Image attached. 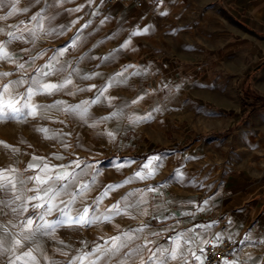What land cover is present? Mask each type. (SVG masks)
<instances>
[{"label": "crops", "instance_id": "0c3cea01", "mask_svg": "<svg viewBox=\"0 0 264 264\" xmlns=\"http://www.w3.org/2000/svg\"><path fill=\"white\" fill-rule=\"evenodd\" d=\"M238 1L243 3V0ZM212 2L219 4L216 7L221 14L219 22L227 35V9L222 0H143L140 8L120 3L106 5L105 0H92L91 3L88 0H64L63 3H57V0H6L0 7V17H7L0 19V28L24 37L22 41H13L8 46L16 62L0 61V73H14L4 82L21 76L30 78L56 50L69 45L76 37H79L76 46L69 47L59 57L60 63H68L71 68L78 67L80 76L99 73L90 80L72 75L73 85L79 88L96 85L91 91L66 95L69 90H74L73 85H69L63 92L52 96L36 95L33 103L50 105L62 100L72 105L79 104L83 100L94 99L97 90L117 73L122 72L123 75L117 79L125 81L115 84L105 93L116 98L111 106L103 100L91 106L87 124L59 109L41 112L25 122L0 123V132L5 129L11 131L7 141L13 147L29 148L14 154V161L25 166L20 174H34L27 169L33 156L48 158L53 165L68 164L77 158L84 162L82 167L98 162L97 184L87 194V203L91 204L105 186L121 183L140 171L149 157L166 155L163 166L156 170L154 177L135 180L111 192L100 205V213H104L127 193L143 190L147 203L129 209L135 219L127 215L115 216L111 223L101 222L83 229L61 227L55 233L56 239L38 236L43 254L48 257L45 260L40 253H35L40 264H49V260L56 264H68L80 251H91L110 237L142 225L148 227L144 233L138 234L142 238L134 241L131 247L143 244V237L147 236L154 242L149 245L150 248H168L178 233H186L180 243L188 264H204V248L226 240L235 244L233 256L227 264H264V171L250 170L246 165L215 173L206 166L210 148L220 146L219 153H225L232 143H221L219 139L211 138L203 140L201 134L229 128H238L240 133L238 119L234 123L229 122L228 115L234 113L237 116L245 112L240 95L236 100L221 94V100L213 107L215 92L223 89L221 80H215L212 75L204 76L201 71V67H208L211 63L205 64L207 50L197 45L196 11H202L205 4ZM13 3L17 11L8 16ZM78 6L80 11H68ZM37 13L43 17L42 27L32 20ZM73 21L76 23L73 24ZM236 22L239 39L234 45L226 44L224 50L233 49L241 55V59L244 54L250 53L264 56V48L254 41L262 39L260 28L264 27V4L258 8L255 6V10L245 14L244 20L238 18ZM85 24L88 27H83ZM29 30L36 32L35 40ZM61 32L63 34H57ZM7 39V35L0 34V42ZM125 43H128L127 48L122 47ZM40 53L43 55L33 62L31 58ZM110 55L114 58L100 59ZM80 57L85 59L81 61ZM19 63L25 64L24 70H18ZM48 79L59 83L61 78L51 76ZM25 88L27 85L18 91L23 92ZM138 96L144 98L137 104L129 103L123 115L91 126L93 118L99 120L108 116L125 101L131 102ZM149 113L152 116L150 120L134 122L135 117ZM41 116L47 118L42 119ZM39 128L48 129L47 135L54 138H45L44 133L37 131ZM107 132L114 133L115 139L111 140ZM247 141L242 140L241 143ZM64 144L69 147L65 148ZM53 153L65 159L57 160L53 158ZM129 160L135 163L119 170L113 166ZM244 160L249 162V157ZM96 171L87 169L88 175L83 179L90 181ZM149 187L158 191L148 192ZM140 194L138 192L137 197L130 198V202H135ZM142 209H147L148 214L142 215ZM8 219L7 216H0V222ZM47 219L54 220L56 215ZM153 231L160 235H150ZM58 240L64 244L57 243ZM62 251L68 255H62ZM143 255L146 258L148 251L145 250ZM197 256L200 260L196 259ZM116 259L112 264H116ZM172 264L182 262L177 260Z\"/></svg>", "mask_w": 264, "mask_h": 264}, {"label": "snow or ice", "instance_id": "6c2138e0", "mask_svg": "<svg viewBox=\"0 0 264 264\" xmlns=\"http://www.w3.org/2000/svg\"><path fill=\"white\" fill-rule=\"evenodd\" d=\"M5 2L6 0H0V7H3ZM15 2H18V0H15ZM63 2L64 0H57V3ZM88 2L91 3L92 0H88ZM80 10L81 7L78 6L68 11L78 12ZM16 11L15 3H13L12 11L8 13V16H12ZM24 11H27V9H24ZM6 18L0 17V19ZM32 20L37 21L42 27L43 17L40 13L34 15ZM72 23L74 24L76 21ZM83 27L86 28L88 25L85 24ZM17 31H20V29L17 28ZM143 31L147 32V29ZM29 32L33 40H35L37 38L36 32L33 30H29ZM0 34L8 37L6 41L0 42V61L15 63L16 61L13 54L9 52L8 46L13 41H22L24 37L22 35L17 36L13 31L5 32L3 28H0ZM57 34L61 35L63 33ZM137 34L139 33H133V35ZM77 39L79 37L74 38L69 45L56 50L48 62L36 69L35 73L28 79L21 76L18 79L4 82L8 76L14 73H0V122H25L29 117L36 118L41 112L59 109L71 116L78 117L87 124L91 115L90 108L92 105L99 104L102 100L106 105H112V101L116 98L106 96L105 93L115 84L125 82L117 79L123 75L122 72L109 78L108 82L97 90L94 99L83 100L79 104L74 105L62 100H57L50 105L33 103V98L36 95L52 96L58 92H63L69 85H73V74L83 80H90L94 76L99 75V73H92L80 76L78 67L71 68L68 63H60L59 57L63 56L69 47H75ZM122 47L127 48L128 43L123 44ZM22 51H27V49H22ZM42 55L43 53H40L37 57H32L31 59L34 62ZM113 58L114 56L110 55L100 59L106 61ZM84 59L85 57H80L81 61ZM70 68L71 71L69 72ZM24 69L25 64L19 63L18 70ZM65 73L67 75H64ZM51 76H59L61 78L60 82H51L48 79ZM24 85H27V88L23 92H19L18 89ZM95 87L96 85H91L85 89L73 85L74 90H69L65 94L76 95L77 92L91 91ZM143 98L138 96L131 102L125 101L117 111L101 117L99 120L93 118L91 126L95 127L97 123L118 118L123 115L124 108L128 107L129 103L137 104ZM156 111H159V109H156ZM41 118L47 117L41 116ZM151 118V113H149L143 117H135L134 122L147 121ZM37 131L44 133L47 139L54 138L47 135L49 130L46 128H39ZM106 135L111 140L115 139V135L112 132H107ZM0 145L9 150L10 154L19 152L18 148L5 142L0 141ZM64 147L68 148L69 145L64 144ZM52 156L57 160L65 159L64 156L58 153H53ZM165 158L166 155L149 157L141 166L140 171L135 172L133 176L126 178L121 183L105 186L103 192L91 204L87 203V194L97 184V176L99 175L98 162L96 164H84V167H82L81 165L84 162L77 158L68 164L53 165L48 162V158L33 156L32 162L27 166V169L34 172L33 175L24 176L13 167L0 169V216L9 217L6 222H0V260L6 257L7 264H40V260L35 253H40L45 260H48V257L43 254L41 244L38 242V236L56 239L55 233L61 227L77 226L83 229L101 222L111 223L115 216L127 215L135 219L134 216H131L129 209L138 208L139 205L147 203L143 190L127 193L116 203L109 206L104 213H100V205L111 192L133 183L135 180L143 181L154 177L156 170L163 166V159ZM133 163H135L134 160H129L124 164L113 166L119 170L122 167L131 166ZM87 169H97L90 181L83 179L84 176L88 175ZM147 191L155 192L158 189L149 187ZM138 192L141 193L138 199L135 202H130V198L137 197ZM29 193L32 194L29 195ZM205 203L207 202L205 201ZM122 204L123 207H121ZM29 212H31L30 215H28ZM53 214L56 215V219L48 220L47 217ZM141 214L147 215V209H142ZM147 227V225H142L139 228L120 232V234L110 237L103 245L97 244L91 251H80L78 255L72 257L68 264H85V261H87V264H112V261L116 258H118L116 259V264H137V261L139 264H172V261L177 260H180L182 264H188L186 254L182 250L180 243L181 239L187 235L186 233H178L173 240L172 246L168 248L162 246L150 248L149 245L154 242L148 239L147 236L143 237V244L131 247L134 241L142 238L138 234L144 233ZM150 235L159 236L160 233L153 231ZM57 243L64 244L61 240H58ZM145 250L149 253L146 258L143 255ZM58 251L61 250L58 249ZM61 254L68 255L67 252L63 251ZM196 259L200 260V257L197 256ZM49 264H56V262L49 260ZM224 264H227V261Z\"/></svg>", "mask_w": 264, "mask_h": 264}, {"label": "rangeland", "instance_id": "374dc122", "mask_svg": "<svg viewBox=\"0 0 264 264\" xmlns=\"http://www.w3.org/2000/svg\"><path fill=\"white\" fill-rule=\"evenodd\" d=\"M262 1L264 0H243L241 4L238 0H227L225 3L222 0V5L227 9V35L223 32V24L221 26L219 22L221 14L216 10L219 6L217 2L205 4L202 11H196L197 45L207 50L205 51V64L211 63L208 67H204L205 69L201 67V71L204 76L212 75L215 80H221L220 85L223 88L215 92L213 107L221 100V94L236 100L240 95L245 107V112L241 115L236 116L234 113L228 115L229 122L234 123L236 118L238 119L239 129L242 130L240 133L237 132L238 128H229L213 129L201 134L203 140L211 138L219 139L221 143H232L225 153L223 151L219 153L220 146L210 148V157L206 166L215 173L246 165L250 170L264 171V56H255L250 53L244 54L241 59V55L235 53L233 49L227 52L224 50L226 44L234 45L239 39L237 36L239 25L236 19L244 20L246 13H251L255 10V6L258 8L264 4ZM105 3L109 5L108 0H105ZM260 34L262 39L254 41L260 48H264V27L260 28ZM0 123L10 124L11 121ZM10 137V130L5 129L0 132V141L8 145H11L7 141ZM242 140L248 141L241 143ZM18 149L23 153L29 148L20 147ZM247 157H249V162L246 163L244 158ZM14 158V154H10L9 150L0 145V169L13 167L19 173L24 172V164L15 162ZM0 264H7V258L0 260Z\"/></svg>", "mask_w": 264, "mask_h": 264}, {"label": "built area", "instance_id": "2783aa9c", "mask_svg": "<svg viewBox=\"0 0 264 264\" xmlns=\"http://www.w3.org/2000/svg\"><path fill=\"white\" fill-rule=\"evenodd\" d=\"M126 4L135 8L143 5V0H108L109 5ZM235 244L232 241H224L217 245H207L203 250L204 264H224L233 256Z\"/></svg>", "mask_w": 264, "mask_h": 264}, {"label": "bare ground", "instance_id": "6f19581e", "mask_svg": "<svg viewBox=\"0 0 264 264\" xmlns=\"http://www.w3.org/2000/svg\"><path fill=\"white\" fill-rule=\"evenodd\" d=\"M31 138V137H30Z\"/></svg>", "mask_w": 264, "mask_h": 264}]
</instances>
